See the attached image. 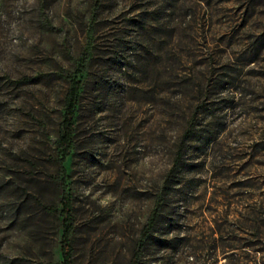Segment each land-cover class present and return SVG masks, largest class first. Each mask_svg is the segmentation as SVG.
<instances>
[{
    "label": "rangeland",
    "instance_id": "1",
    "mask_svg": "<svg viewBox=\"0 0 264 264\" xmlns=\"http://www.w3.org/2000/svg\"><path fill=\"white\" fill-rule=\"evenodd\" d=\"M62 189L74 264H131L158 199L134 264H264V0H0V264H60Z\"/></svg>",
    "mask_w": 264,
    "mask_h": 264
},
{
    "label": "trees",
    "instance_id": "2",
    "mask_svg": "<svg viewBox=\"0 0 264 264\" xmlns=\"http://www.w3.org/2000/svg\"><path fill=\"white\" fill-rule=\"evenodd\" d=\"M99 0H93V3L96 4ZM63 78L68 82V90L63 97V114L61 117V123L59 127L58 135V145L60 149V176L64 177V170L61 167L62 162L68 156L70 149V140H71V125L75 117V106L77 101V93L79 90V82L75 80L74 76L66 73ZM38 81V77L30 79H21L16 83H34ZM163 209L162 200L158 199L147 217L143 227L140 230L137 246L135 252L137 253L144 244L149 240L155 226L161 224V211ZM45 210L48 213H57L56 210L52 207H47ZM71 202L68 194L62 189V196L60 200V210L57 215L60 218V239H59V256L60 264H74L73 262V250L70 244V233L72 230V219H71ZM164 224V223H163ZM162 224V225H163ZM165 227V226H164ZM136 253L133 254V260L131 264L135 263Z\"/></svg>",
    "mask_w": 264,
    "mask_h": 264
}]
</instances>
